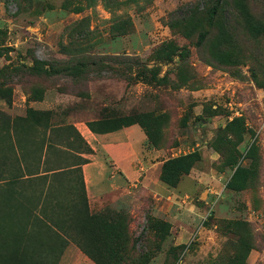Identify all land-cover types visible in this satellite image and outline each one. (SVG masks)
Wrapping results in <instances>:
<instances>
[{
	"label": "rangeland",
	"instance_id": "obj_1",
	"mask_svg": "<svg viewBox=\"0 0 264 264\" xmlns=\"http://www.w3.org/2000/svg\"><path fill=\"white\" fill-rule=\"evenodd\" d=\"M207 3L0 0V84L9 91L0 96L1 112L24 117L38 107L50 125L99 119L96 130L148 114L145 124L156 126L157 144L146 137L144 143L153 165L145 158L135 161L131 194L100 210L87 207L117 226L118 238L109 245L121 258L115 264H264V39L237 26L236 62L216 63L209 55L214 45L195 48L192 35L167 25L190 4ZM246 3L264 23V0ZM162 43L187 49L188 58L156 61L152 54ZM111 56L156 68L159 80L145 84L136 70L119 68L115 74L109 68L118 67L105 62L100 71L90 68L73 77L66 69L59 72L76 60ZM33 61L57 71L31 76L22 66ZM187 154L197 157L189 173L174 187L161 182L160 166ZM75 176L65 178L58 201L38 213L65 237L59 253H46L53 264H95L76 245L80 229L71 220L78 217L81 198ZM241 239L250 246L246 257ZM30 255L31 263L45 264L40 252Z\"/></svg>",
	"mask_w": 264,
	"mask_h": 264
},
{
	"label": "trees",
	"instance_id": "obj_2",
	"mask_svg": "<svg viewBox=\"0 0 264 264\" xmlns=\"http://www.w3.org/2000/svg\"><path fill=\"white\" fill-rule=\"evenodd\" d=\"M167 25L171 29H180L186 38L192 35L195 48L204 47L210 42L214 45L209 52L210 57L222 65L236 62L231 59L234 55L232 49L237 26L253 38L264 39V23L249 13L246 0H208L204 8L190 4L181 17L170 18ZM152 55L160 62H169L173 56L184 62L189 52L184 48L177 49L170 43H162ZM104 62L118 67L117 70L109 68L115 74H118L119 68L121 73L123 69L136 70L135 75L145 84L159 80L156 68L146 70L137 59L126 56L99 58L97 61L76 60L70 62L68 68H61L59 72L66 69L69 72L67 75L73 77L90 68L100 71L99 68ZM22 68L31 76L50 77L57 71H54L52 66L37 61H33L30 67ZM145 74L148 77H145ZM251 76L254 78L253 72ZM8 95L9 91L0 84V96ZM44 115L48 113L29 110L24 117H10L0 111V264H33L30 250L43 254L45 264L54 263L47 258L46 253H59L60 246L63 247L65 243V237L53 231L38 213L44 214L49 204L58 201L61 183L73 175H76L74 178L80 188L81 198L80 210L76 209L78 217L71 220L80 229L76 234L80 241L75 236L76 245L95 264H115L121 258L113 254L109 245H114L118 238L117 226L112 222H104L100 213H88L80 173V165L85 160L74 153L57 148L63 141L57 137L60 133L66 136L64 142L73 147L75 153H89V149L71 126L50 125ZM136 118L135 121L109 129H94L93 124L98 121L87 123L86 126L93 133H105L138 125L151 145L157 144L156 126L149 127L144 122L148 121L150 116L147 114ZM195 162L197 157L194 154L165 161L159 169L161 182L174 187L181 176L189 173ZM237 224L247 226L245 223ZM106 244L108 247L105 249L102 245ZM239 250L246 257L250 246L241 239ZM139 261L135 260L134 264Z\"/></svg>",
	"mask_w": 264,
	"mask_h": 264
},
{
	"label": "crops",
	"instance_id": "obj_3",
	"mask_svg": "<svg viewBox=\"0 0 264 264\" xmlns=\"http://www.w3.org/2000/svg\"><path fill=\"white\" fill-rule=\"evenodd\" d=\"M34 110L43 111L38 107ZM87 123H91V120L68 122L63 127L71 126L89 149V153H75L73 147L64 142V135L59 139L63 141L57 148L85 160L80 165V173L87 207L91 211L94 208L100 210L104 206H113L118 198L131 194L135 180V161L145 158V163L152 164L150 159L153 154L144 149L145 136L135 125L105 133H93L87 128Z\"/></svg>",
	"mask_w": 264,
	"mask_h": 264
}]
</instances>
